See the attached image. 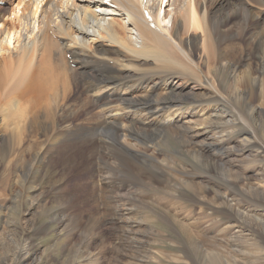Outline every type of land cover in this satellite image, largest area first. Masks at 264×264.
I'll return each instance as SVG.
<instances>
[{
  "label": "rangeland",
  "instance_id": "obj_1",
  "mask_svg": "<svg viewBox=\"0 0 264 264\" xmlns=\"http://www.w3.org/2000/svg\"><path fill=\"white\" fill-rule=\"evenodd\" d=\"M236 2L225 0L224 16L238 11L233 8ZM249 3L255 11L247 17L239 14L238 20L231 21L232 28L225 29L226 40H220L221 47L230 49L250 26L244 39L246 51L230 53L237 71L226 83L217 80L227 88V102L200 96L188 111L153 120L146 108L119 107L107 90H99L96 97H106L103 103L112 104L102 106L104 113H96L91 123H98L100 117L108 123L120 120L124 126L116 148L102 144L59 152L58 146L66 141L56 127L46 134L38 131L36 146L26 141L13 150L6 145V137L0 141V264H264V207H260L264 196L248 190L257 183L264 186V181H258L260 170L264 171V46L258 45L264 42V10L259 25H252L247 21L257 16L259 8ZM242 73H246L245 82ZM172 84L189 97L201 91L186 79ZM243 86L246 95L237 100L231 92ZM71 96L70 105L75 107V96ZM77 101L79 107L82 101ZM234 109L244 111L246 125ZM157 120L164 125L156 131L155 140L133 148L126 126L151 129ZM111 131H104L108 145L114 141ZM209 144L215 149L211 151ZM123 148L139 152V159L125 156ZM200 152H204L201 157ZM18 160L26 162V169ZM180 178L189 182L194 195L187 193ZM123 183L131 189H123L113 203L110 200ZM220 192L236 204L234 211L225 206ZM24 255L25 260H18Z\"/></svg>",
  "mask_w": 264,
  "mask_h": 264
},
{
  "label": "bare ground",
  "instance_id": "obj_2",
  "mask_svg": "<svg viewBox=\"0 0 264 264\" xmlns=\"http://www.w3.org/2000/svg\"><path fill=\"white\" fill-rule=\"evenodd\" d=\"M145 1L112 0V5H108L104 0H0V3L7 5L0 7V141L6 137V145L13 150L23 147L26 141L36 146L39 143L38 131L46 134L56 127V131L64 132L62 139L66 141L61 142V145L65 142L62 147L58 146L59 152H69L73 148L77 151L87 147L96 148L102 144L116 148L118 142L115 141L124 125L120 120L109 123L101 120L100 116L104 113L102 106L107 107L112 103H103L106 97L98 99L99 90H107L111 101L118 102L119 107L146 108L153 120L168 119L166 114L188 111L196 105L200 96L225 101L227 88H222L218 81L228 82L237 71L231 63L230 53L246 51L247 42L244 39L250 26L241 36H237L239 42L233 43L231 50L225 45L221 47V41L227 37L225 29L232 28L231 23L238 20L239 14L247 17L255 11L249 2L259 9L257 16L247 22L258 26L264 16H261L264 0H237L234 6L228 4L238 10L227 13L229 16L223 15L225 0H166L165 4L163 0ZM141 6L150 12L151 21L145 18ZM226 20L228 23L224 24ZM258 45L264 46V42ZM259 61L262 63L261 59ZM242 75L245 82L246 73ZM185 79L201 87L197 96L189 97L172 84L175 80ZM160 87L165 94L157 93ZM243 88L234 89L231 94L237 100L244 98L246 93ZM119 92L126 95L121 96ZM71 95L75 96V107L70 105L73 100ZM78 99L82 101L79 107ZM163 111L165 114L161 115ZM242 112L239 110L237 117L246 125ZM96 113L100 115V121L92 124ZM159 120L151 129L140 124L137 127L126 126L127 133L130 132V145L135 148L138 144L155 140L156 131L163 128L164 122L160 124ZM82 121L81 128L79 123ZM86 127H89L88 130ZM105 130L115 133L111 145L103 141ZM246 134L250 135L251 132L247 131ZM75 142H79L78 145ZM209 146L211 151L215 149L214 145ZM122 151L127 157L139 159L136 156L139 152L131 148H123ZM66 155L64 160L68 158ZM198 155L201 157L204 152ZM218 159L219 163L222 162ZM18 162L26 169V162ZM259 176L258 181H264L261 178L264 176L262 169ZM185 181L182 182L184 188L188 189L187 193L194 195L189 182ZM238 185V182L233 184L237 189ZM254 188L248 190L264 196V186L257 183ZM119 189H113L118 192L117 196L110 192L111 196L114 194L111 200L109 198L113 203L123 194L121 191L130 190L131 185L124 184ZM220 197L225 206L234 211L236 204L229 202L225 194ZM260 207H264V204ZM236 211L242 214L239 209ZM242 218L246 219V216L242 214ZM25 259L26 255L18 260Z\"/></svg>",
  "mask_w": 264,
  "mask_h": 264
}]
</instances>
